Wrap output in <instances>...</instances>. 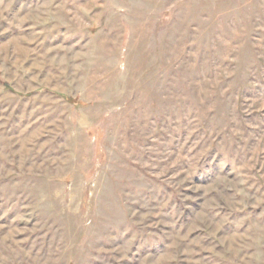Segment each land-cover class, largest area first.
<instances>
[{"label": "rangeland", "instance_id": "obj_1", "mask_svg": "<svg viewBox=\"0 0 264 264\" xmlns=\"http://www.w3.org/2000/svg\"><path fill=\"white\" fill-rule=\"evenodd\" d=\"M0 264H264V0H0Z\"/></svg>", "mask_w": 264, "mask_h": 264}]
</instances>
